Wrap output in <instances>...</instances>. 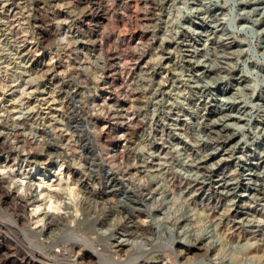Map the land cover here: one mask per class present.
Here are the masks:
<instances>
[{"label":"rangeland","instance_id":"374dc122","mask_svg":"<svg viewBox=\"0 0 264 264\" xmlns=\"http://www.w3.org/2000/svg\"><path fill=\"white\" fill-rule=\"evenodd\" d=\"M0 264H264V0H0Z\"/></svg>","mask_w":264,"mask_h":264}]
</instances>
